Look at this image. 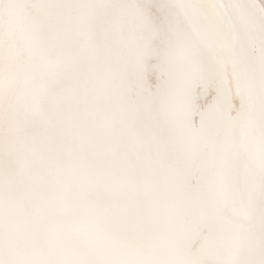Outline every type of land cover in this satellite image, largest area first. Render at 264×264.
<instances>
[{
	"label": "bare ground",
	"instance_id": "1",
	"mask_svg": "<svg viewBox=\"0 0 264 264\" xmlns=\"http://www.w3.org/2000/svg\"><path fill=\"white\" fill-rule=\"evenodd\" d=\"M0 264H264V0H0Z\"/></svg>",
	"mask_w": 264,
	"mask_h": 264
}]
</instances>
